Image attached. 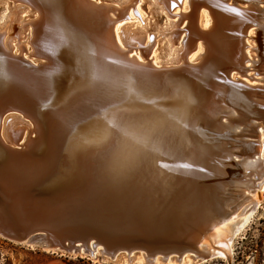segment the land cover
Wrapping results in <instances>:
<instances>
[{
  "label": "bare ground",
  "instance_id": "1",
  "mask_svg": "<svg viewBox=\"0 0 264 264\" xmlns=\"http://www.w3.org/2000/svg\"><path fill=\"white\" fill-rule=\"evenodd\" d=\"M111 1L121 6V9L110 7V10L118 11L116 16L108 15L110 11L108 6L105 5V9L97 0H67L69 4L65 16L68 15L70 25L80 31L81 39L78 38L76 45L71 43V46L68 45L62 50V64L70 67L65 74L68 78L67 86L82 87L90 67V70L92 68L97 73L100 72L98 75L103 74L106 95L114 97L115 110L108 116L111 118L106 120L110 131L105 132L106 137L99 134L90 136L89 144L84 145L89 155H94L95 158L92 159L91 156L89 163L100 160L104 167L108 168L106 172L109 178L116 179V188L113 190L114 203L97 201L101 188L91 182L96 203L93 198L91 205L79 208L75 205L82 203L81 199L69 194L64 199L65 204H57L50 209L47 203L46 206H36L38 204L32 203L34 197L45 196L42 192L50 188V185H46L35 189L36 191L29 189L31 179L35 177L37 171L43 169L34 166L39 165L45 158V162L53 167L55 165L53 159L58 153L51 147V143L57 140L56 144L60 146L59 138L64 140L62 154L70 153L74 145L72 140L85 134L91 128L92 121L74 125L71 118L65 117L64 120L58 116L57 125L52 128L43 113L50 105L53 106L63 99L64 84L58 85L59 91L54 100L49 102L44 96L45 90L35 85L31 78L32 76L37 78L36 75L45 70L35 68L42 63L40 57L48 58L47 54L52 52L50 45L52 40L45 38V31L50 29V26L43 13L44 7L40 0H0V158L12 155L18 157L22 163L15 167L18 169L16 177L7 180L0 175L2 197L0 237L9 239L6 232H10L16 237L15 240L9 239L10 241L31 244L32 242L26 238L23 240L17 238L21 236V228L16 225L18 222L28 225L29 228L26 229L21 225L25 231L42 229L51 236L58 238L64 234L63 237L75 240L72 242L75 248L70 247L72 253H85L81 242L84 238H89L88 243L84 245L95 258L99 253L109 256L108 253L117 247L120 251L110 257L118 252L126 254L139 252L141 258L151 259L153 264L157 263L155 259L157 256V260L163 264H196L213 258L224 259L229 263L235 236L253 216L264 194V102L257 103L250 99L251 93L264 99V8L260 6L264 0H177L176 8L171 7L174 0H152V6L147 10L153 12L154 20L147 22L148 27L143 28L133 24L126 27L124 24L127 22L123 20L135 18L134 13L130 11L131 3H136L134 5L136 15H140L137 3L144 4L149 0H109ZM167 16H173L176 20L162 22L161 19L165 20ZM203 21L205 26L202 24ZM163 24L166 26L163 27ZM107 26H110L109 30H106ZM149 31L155 33L159 31L164 36L167 35L166 44L173 45L176 40H180V43L177 41L180 47H170L167 54H161L160 67H177L180 65V57L183 58L184 64L193 66L189 69L184 67L183 70H176L180 69L178 67L176 71L158 72L142 65L143 62L137 53L127 56L121 40L132 50L131 52L134 50H140L142 54L145 52L149 55V62L152 59L154 62L156 52L154 48L157 44L146 39ZM250 33L253 35L250 36ZM15 47L21 50L20 54H16ZM81 49L85 50V55L80 52ZM23 50L35 57L38 62L31 61L32 59H28L27 56L23 57L21 55ZM204 50L206 51L204 60L198 67L194 65L196 61H190L188 54L195 51L192 56L197 58L198 53L202 55ZM212 56L213 60L215 58L217 60L210 65ZM176 62L179 64L173 65ZM219 65H222V68H219ZM152 66L160 68L154 64ZM7 68L14 69V73L19 77L15 87L16 95H10L13 70L10 72ZM229 69H232V72L227 76L226 71ZM47 70L46 68L45 72ZM243 76L253 82L243 79ZM149 80H161L162 84H170L173 94H170L164 85L156 87V84ZM195 81L197 86L193 87ZM155 87L158 89L156 94L153 91ZM205 97H211L208 99L206 112H203L206 118H209L208 124L211 126L220 124L213 116L223 113L227 116L223 120L230 124V129L235 132L233 134L221 128L219 129L221 133L211 134L212 143L206 156V152H202V155L198 152L208 144L205 143L207 135L200 127L195 130L192 144L179 146L191 152L183 153L177 144L172 143L173 139L159 140L161 134L158 124L148 120L149 127L144 128L140 118L136 116L140 115L136 111H140L139 108L145 103L142 99H150L146 101L147 103L177 101L175 103L185 108L187 107L185 103L193 99L196 110L192 109L199 112L201 111L199 105L203 103ZM13 98L15 102H11ZM250 120H254L260 128L255 130L251 127L247 132L242 131L244 126L250 124ZM110 121H114L117 127H110ZM176 126L178 133L172 138L180 133L188 135L185 129L188 125L184 120ZM150 133L155 136V142H149L143 137ZM196 137H199V140ZM20 140L21 147L11 145ZM232 146L235 148L231 149ZM232 150L236 155L247 158H238L233 155ZM108 153H111L109 159ZM199 155L206 157L207 171L210 175L207 181L204 174L202 175L203 172H195L186 164L187 162L192 167V163L198 165L201 162ZM136 156H141L143 164H146L136 165L138 159ZM156 159L164 162L161 165L164 170L169 168V171L175 172L179 177L197 178L207 182L206 188L210 190L208 191L212 195L211 202L214 206L203 212L200 219L194 221L195 225L190 231L182 224L186 220H191L184 218H193L197 214L195 202L187 203V200L191 199L187 195L185 198L176 195V192L168 191L167 194L163 192L170 186L163 184L160 174L156 177L152 173L156 170L153 164ZM12 168L11 166L10 170ZM133 170H137L135 172L140 178L134 175L128 179L122 177L131 174ZM201 170L204 171L203 166ZM213 170L216 171L214 176ZM221 179L232 180V184L237 186L232 187L229 185L231 182L220 183ZM59 181L64 183L65 179L61 177ZM103 183L108 187L107 181ZM236 189L240 191H233ZM236 194L241 196H235ZM10 196L17 198V202H11ZM3 202L12 208L9 213L11 216L5 214ZM18 205L22 211L17 214L15 209ZM192 208L196 210L194 214L185 210ZM100 215H105L114 222L102 218L101 221L106 224L94 226L97 220H100L98 218ZM60 216H62L60 224L45 223V219L58 220ZM90 221L93 223L95 221V224L92 225ZM166 224L179 226V229L176 232L167 231ZM40 226L43 228H37ZM156 227L158 235H161L159 237L155 235L157 231L154 232ZM125 231L138 234L127 235L123 233ZM143 234L148 237H143L145 236ZM137 264L142 263L140 261Z\"/></svg>",
  "mask_w": 264,
  "mask_h": 264
},
{
  "label": "water",
  "instance_id": "2",
  "mask_svg": "<svg viewBox=\"0 0 264 264\" xmlns=\"http://www.w3.org/2000/svg\"><path fill=\"white\" fill-rule=\"evenodd\" d=\"M40 2L42 3L44 7L43 13L47 17V21H48L47 24H49L50 26L49 27L50 29L45 31V38L47 40L48 39L52 40L50 44L52 47L51 48L52 52L47 54L49 59L46 56L40 57L42 60V63L41 65H38L35 68H41V70L44 68L45 70H42L39 73V75H36L37 78L35 76H32L31 78L34 80L35 85H38V87L40 86L43 90H45L44 96L46 97L47 100H49V102L54 100L56 93L59 91L58 85L64 84V86L63 85L62 86L65 88L64 89L65 93L62 97L63 99L60 100V102L55 103V105L53 106L50 105L47 109H45L46 112H44L43 114L44 116L47 117V120H49V124H51L52 128H55V126L57 125L58 116H60L61 118H64V120H65V117L71 118V120H74V125L80 122L87 123L89 121H92V126L87 132H85V134L83 133L82 135L76 136L72 140V143L74 145L70 149L71 150L70 153L65 154L64 152L62 154L64 150L63 149L64 140H60L59 138L60 146L56 144L57 140L56 141L54 140L53 144L51 143V147L55 148L58 153V155L57 156L55 155L53 159V161L55 162V165L51 167L48 162L47 163L45 162V158H44V161H40L39 165L34 166V168H37V169L43 168V169L36 172V174L34 175L35 177L31 179V183H29L28 185L30 190L31 189L35 190L41 187H45L46 185H50V188L42 192L45 194V196L40 195V196L34 197L33 198L34 201L32 203L38 204L36 206H46L45 203H47L48 205L47 207H50L51 209V208H54V206L57 204L59 205L65 204L64 199L67 198L69 194H73L74 198L77 196L76 198L81 199L82 201V203L75 205L76 207L80 208L81 206L83 207V206L91 205L94 195H95L94 190L91 189V182H92V184L99 185L101 188V191L99 192V195H100L99 200L97 201L112 204L114 203V199H115V194L113 193V190H115L116 188L117 181L116 179H114V177L109 178V174L106 172L108 168H105L100 160L94 161L95 163H93V161L92 163H89V159L91 158V156H92V159H95V158H93L94 155H89L88 149L87 147L84 149L85 147L84 145L89 144L88 140L90 136L99 134L101 137H103L105 136L106 131H110V128L107 126L106 120L108 118H111L108 116H111L112 111L115 110L114 109L115 106H113L114 97L110 98L109 96L106 95V90H104V83L102 80L103 74L98 75V73L100 72L97 73L96 70L92 68L90 70V67H89V74L86 80L84 81V83L82 84L83 85L82 87H79V85H70V86L66 85V82H68L67 81L68 78L65 74L67 73L68 69H70V67L68 65L62 64V50L68 47V45L71 46V43H74L75 45L77 44L78 38L81 39V35L79 33L80 31L78 29H74V26L70 25L71 20L68 17V15L65 16V12L68 9L67 7L69 4L67 0H40ZM107 6H108L107 7L108 10H110L111 5H107ZM104 8L106 9L105 5H104ZM109 12L112 14V11H109ZM109 27L110 26H107L106 30L107 29L109 30ZM125 50H126L125 54L132 55V54H129L132 51L131 49L127 48ZM80 52L85 55L84 49H81ZM205 52L206 51L204 50L202 55L199 54L196 60H198V58H201V59H199L194 65H197L199 67L202 64L204 57H205V54H204ZM210 55L212 54L210 53ZM140 57L144 61L142 65L148 66L152 70L158 71V72L183 70L184 67L186 69H189L191 68V66H193L190 64H184L183 58L180 57L179 66L168 67V68L160 67L159 69H157L151 65V63L149 62L147 58V54L144 53V55H140ZM131 59H133V56ZM20 60H23V59L20 58ZM94 60L96 59H93V61ZM215 60H217V58L213 60V56H212V58L209 61L210 65ZM192 61H195V60H192ZM178 67H180V69H176ZM218 67L222 68V65H219ZM46 68L48 69L47 72H45ZM7 69L10 72H12L11 70H13V73H11L12 74V77H11L12 84H11V89L9 91L11 93L10 95L12 94L16 95L17 88L15 87H16V84H17L16 82H18L19 77L18 75L14 73V69L12 68H7ZM231 70L232 69H229L226 71L227 76L230 75V73L232 72ZM149 81L154 82L156 84V87L164 85L167 91L170 94H173L171 92L172 91L171 87H169L170 84H167V83L162 84L161 80H156V81L149 80ZM196 86H197V81L193 82V87H196ZM216 86L219 87V85H216ZM149 87H154V86L149 85ZM156 87L153 88V91H155V94H156V91L158 90ZM208 93L209 92H207L206 96H208ZM252 94L253 93H251V98H250L252 101H255L257 103L264 102V99L255 97V95H252ZM209 98L205 97V99L202 101L203 103L199 105L200 106L199 108H201V111L199 110V112H196L192 109L194 108L196 110V107L193 106V102H194L193 99L191 101H188V103H185L187 106L185 108V107H181L180 106L181 104L178 105V103H175L177 101H172V103H159V102L147 103L146 101H149L150 99L146 98V99H142V102H145V103L142 104L143 107L139 108L141 109L140 111H136L137 114H140L136 116L140 118L144 128L149 127L148 120L153 122L154 124H158L157 127H159L160 134H161V138H159V140L163 141V138L168 139V140L173 139L172 143L177 144L178 145L177 147L184 146L186 143L192 144L194 142V137H195L194 135L196 134L195 130H197V128L200 127L203 133L207 135L206 136L207 142L205 143H208V144L203 149L204 151L200 150L198 152L201 155H202V152H206L205 153V156H206L209 153V149L211 145L210 143H212L211 142L212 140L210 137L213 135L211 134L221 133L219 131V129L221 128L222 130H225L226 132L235 134V132L230 129L231 128L230 124L226 123L223 120L224 118L227 117L223 113L213 116V119L216 117L217 121L220 124H216L213 126L208 124L207 121L209 120V118L207 119L206 116L204 115L205 113L203 112H206V105L209 102L208 101ZM171 99L173 98L171 97ZM11 102H15V98H13ZM119 115L121 114H117V116ZM182 120H184L188 125L187 127H185L188 135L184 133H180L178 135L176 134L174 138H172L175 133H178L176 132L178 129L176 126L177 123H179ZM249 123L250 124L248 126H244V129H241V130L244 132H247L251 127H253L255 130L260 128L254 123V120H250ZM98 128L100 129L98 130ZM143 137H146L149 142L156 141V138L154 135H152V133L148 135L145 134V136ZM242 137H246V136H242ZM198 138L196 137V139ZM111 144L113 143H110V145ZM179 148L181 149L183 153L185 152L191 153L190 150L185 147H179ZM232 148H235V146H232L231 149ZM11 152L15 153L13 151ZM232 152H234L233 155L237 156L240 159L247 158V157H242L240 155H236L235 151L233 150ZM110 155L111 153H108L107 155L108 159ZM205 156L200 157L201 162H199L198 165H194V163H192L193 164V167H192L191 165H189V163L186 162V164L188 165V167L194 169L195 172L196 171H198V173L199 171L201 173L203 172L202 175L204 174L205 179L207 181V177L210 175L207 171V164H206L207 161H206ZM15 157H13L12 155L1 156L0 158L1 177L6 178L7 180L16 177L17 175L16 170L18 169H15V167L19 166L18 164H22V163H20L18 157L16 158ZM136 158H138L136 165L143 166L144 164H146V163L143 164L141 160V156L140 157L136 156ZM156 160L157 161L153 163L156 170L153 171L152 173L156 177H158L160 174L162 176L163 184L166 186H170L168 188H165L163 192L166 194L168 193V191H171V193L176 192V195H179V196L182 195L185 198L187 195L189 198H191L187 200V203H190L191 201L195 202L194 208L196 206V210L198 209L197 214H195L194 215L195 217L193 218L192 217L184 218V219H191V220H186L183 222L184 224H182L185 228H187L190 231L193 225H195L194 221H197L198 219H200L201 214L203 215V212L208 211V209H212V207L214 206V204H212L211 202L212 195L211 193H209L210 190L206 188L207 182H202L200 181V179H197V178L190 179V178L179 177L178 175L175 174V172L169 171L168 170L169 168L164 170L163 167L161 166L163 165L164 162L160 161L159 159H156ZM60 161L61 163H59ZM97 164H99V166H97ZM11 166L13 167L12 170H10ZM201 166H203L204 171L201 170ZM59 168H61L62 170ZM136 168L139 169L138 167ZM136 168L132 167V169H136ZM133 171L134 172H131V174L127 176H122V177H125L126 179H128L129 177H132L134 175V177L140 178V176H138L139 174L135 172L137 170H133ZM215 172L216 171L213 170L212 172L213 176L216 175ZM61 177L65 179L64 183H60L59 180ZM103 181H107L108 187L105 186ZM225 182H228V183L231 182L229 185H231L232 187L237 186L235 184H232L233 182L232 180H229V181H226L225 179L220 180V183H225ZM96 190H98V188H96ZM179 191H182V192L179 193ZM233 191L237 192L240 190L236 189ZM237 194L235 196H241V194L240 195H237ZM1 199L2 197H0V200ZM9 200L11 202H17L16 201L17 198L12 197V196L9 197ZM95 203H96V200H95ZM7 205L5 204V202H3L2 204V206L5 207L4 208L5 214L7 216H11L9 213H11L10 209L12 208L9 205L8 206ZM125 207H128V206H125ZM20 208H21L20 205H18V207L15 209V211H17V214L20 211H22ZM194 208L185 209V210H188L190 213L194 214L193 212L196 211L194 210ZM24 213H26V211H24ZM61 218L62 216H60L58 220L55 218V220L57 221L55 220L49 221L48 219H45L46 221L45 223L46 224H54V223L60 224ZM98 218L100 220H97L96 224H95V221L94 223L90 221V223L92 225L95 224L94 226H97V227L103 226L106 224V222L101 221L102 218H105L106 221L108 220L110 222H114L113 220H110L109 217H106L105 215H100ZM12 220L15 221L14 219ZM16 223H17L16 224L17 227L21 228V233H20L21 236L17 237L19 240H23L26 238L30 242H32L31 244H36L40 246L41 248L50 249V250L58 249V250H64L66 252H70L71 251L70 247L73 246L75 248V245H73L72 243L75 240H72L71 238L63 237L64 234L60 235V237L58 236L57 238V236H51L49 233L45 232L42 229H32V230L25 231L24 229H26V227L28 226L27 224L24 225L21 223L18 224V222ZM64 223H67V222H64ZM21 225H23L24 229H22L23 227ZM42 226H44V224ZM42 226L37 227V228H43ZM30 228H34V227H30ZM178 229H179V226L166 224L167 231L174 230V232H176L178 231ZM136 231H139V230H136ZM156 231H157V227L154 232ZM6 233H7L6 234L7 238L12 239V240L16 238L14 237L15 236L14 234H11L10 232H6ZM123 233L127 235H129L130 233L138 234V232L136 233L132 231H125ZM158 234H159V231L155 233L156 237L161 236ZM143 237H148V235H145ZM83 240L84 241L81 242L82 243L81 245L84 246V252L87 254H90L89 249L87 248L86 245H84L88 243L89 238H84ZM117 251H120V250H118V248L115 247L108 254L109 256H112Z\"/></svg>",
  "mask_w": 264,
  "mask_h": 264
},
{
  "label": "rangeland",
  "instance_id": "3",
  "mask_svg": "<svg viewBox=\"0 0 264 264\" xmlns=\"http://www.w3.org/2000/svg\"><path fill=\"white\" fill-rule=\"evenodd\" d=\"M99 3L103 5H111V7L115 6V8L121 7V6L119 7L118 3L114 1L109 2V0H103V1L99 0ZM140 3L141 2L137 4H139V13L141 16L136 15V11L134 8V5L136 3L135 4L131 3L129 6L130 11L132 12V14L134 13L133 15L136 19L134 18L133 20L132 19L130 20L129 18L127 19L125 18L126 20L123 21L124 22L126 21L127 23H125L124 26L127 27L133 24V25H139L140 27L143 28L145 26L148 27L147 22L154 20L153 12H149L147 10L152 6L151 4L152 0H149L148 2L146 1L144 4H140ZM178 9H181V7H178ZM110 11H112L113 16H116V14H118V11H113V10ZM108 13H109L108 15H111L110 12ZM175 20L176 18L173 16H167L165 17V20L161 19L162 22L175 21ZM202 24L203 26H205L204 21L202 22ZM165 26L166 24H163V27ZM23 28L25 29V27H22V29ZM147 34H146L147 35L146 39L149 40V38L151 37L150 40L156 42L157 44V46H155L154 48L156 49V52L154 53V57H155L154 62L152 59L150 60V63L153 62L154 66L157 65L156 67H160L162 65L160 63L162 61L159 60L161 54H165V53L167 54V52H169L168 49L170 47H176V48L180 47V44L179 45L177 44V41L179 42L180 40H176L173 46L172 44H168V43L166 44L167 35L164 36L163 33L159 31H156V33L149 31L147 32ZM182 36L183 35H181V37ZM154 38H156V40ZM12 44H14V42ZM121 44L124 47L123 48L124 51L126 48L129 49V47L126 45V43L123 42V40H121ZM16 49L17 47H15V50ZM20 51H21L20 49H17L16 54H20ZM133 53L134 54L137 53L140 61L142 60L140 55H144V54H142L140 50H134L133 52H131V54ZM194 53L195 51H191L188 54V57L190 56V61L195 60L197 62L198 61L196 60L197 58H195V56H192ZM21 55L23 57L27 56V58L30 60L32 59L31 61L33 62H38V60L35 57L28 55L27 51L25 50L21 52ZM127 56H131V55H127ZM147 58L148 60L150 59L148 54H147ZM142 62L144 61L142 60ZM174 64L178 65L179 62L173 63V65ZM243 79L253 82L252 80L244 76ZM21 141L22 140L18 141L19 143L18 142L11 143V145L13 146L16 145L15 147H21L20 146V144L22 145ZM104 255L105 254L99 253L95 258L93 254H87V253L78 254V253L66 252L64 250H58V249H53V250L44 249L36 244H21L19 242H15L12 240L10 241L9 239H6L4 237H0V264H137L140 261L142 264L143 263L153 264L151 259H146L144 257L141 258L139 252L136 253L132 252L129 254H126L125 252H118L113 257L107 255L104 256ZM157 257L155 258L157 262L156 264H163L162 262L157 260ZM196 264H264V194L253 216L249 219L247 224H245L244 228L235 236L232 242V257L230 262L228 263L226 260L220 258H213L211 260H207L205 262H198Z\"/></svg>",
  "mask_w": 264,
  "mask_h": 264
},
{
  "label": "snow or ice",
  "instance_id": "4",
  "mask_svg": "<svg viewBox=\"0 0 264 264\" xmlns=\"http://www.w3.org/2000/svg\"><path fill=\"white\" fill-rule=\"evenodd\" d=\"M97 2H99V0H97ZM260 6H261L262 8H264V2L260 3ZM171 7H172V8H176V7H177V0H174V2L171 4ZM233 11H235V9H233ZM237 14H239V13H237ZM117 27H119V25H117ZM249 35L252 36L253 33H250ZM149 39H151V37H150ZM133 55H134V53H133ZM112 63H115V61H112ZM94 78H95V77H94ZM109 126L115 128V127H117V124H116L114 121H110V122H109Z\"/></svg>",
  "mask_w": 264,
  "mask_h": 264
}]
</instances>
